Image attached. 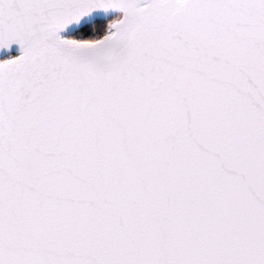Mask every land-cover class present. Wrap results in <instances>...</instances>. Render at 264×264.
I'll use <instances>...</instances> for the list:
<instances>
[{
	"label": "water",
	"instance_id": "obj_1",
	"mask_svg": "<svg viewBox=\"0 0 264 264\" xmlns=\"http://www.w3.org/2000/svg\"><path fill=\"white\" fill-rule=\"evenodd\" d=\"M134 1L0 0V264H264V0Z\"/></svg>",
	"mask_w": 264,
	"mask_h": 264
},
{
	"label": "bare ground",
	"instance_id": "obj_2",
	"mask_svg": "<svg viewBox=\"0 0 264 264\" xmlns=\"http://www.w3.org/2000/svg\"><path fill=\"white\" fill-rule=\"evenodd\" d=\"M182 1L183 0H152L148 3H145L143 2V0H135L124 13L126 15V20L124 21L122 30L116 35V37L115 35H112V31L108 32L107 34L108 39L102 45H107L111 49L118 48V46L124 42L127 34L131 32L133 28L132 20L134 18L135 20L140 18L142 15L141 12L146 11L151 6L157 7L150 10L149 14L152 15V17H166L169 13L176 10L178 6H181ZM121 21L122 18L119 22ZM117 24L118 22L111 25L109 27V30L111 29V27ZM55 35H58V33L50 32L47 34L40 35L39 37L34 39L30 44H28L27 46H25L23 49L20 50L16 61H23V60L24 62L27 61L28 58H30L33 55H36L39 52V46L42 42ZM59 35L64 37V35H62L61 33H59ZM0 66H4V64H1Z\"/></svg>",
	"mask_w": 264,
	"mask_h": 264
},
{
	"label": "trees",
	"instance_id": "obj_3",
	"mask_svg": "<svg viewBox=\"0 0 264 264\" xmlns=\"http://www.w3.org/2000/svg\"><path fill=\"white\" fill-rule=\"evenodd\" d=\"M108 23L101 18L94 19L90 25L80 27L74 34L73 39L80 41H95L105 35ZM109 32V31H108Z\"/></svg>",
	"mask_w": 264,
	"mask_h": 264
},
{
	"label": "flooded vegetation",
	"instance_id": "obj_4",
	"mask_svg": "<svg viewBox=\"0 0 264 264\" xmlns=\"http://www.w3.org/2000/svg\"><path fill=\"white\" fill-rule=\"evenodd\" d=\"M121 17V14L120 13H112V14H110V15H108L105 19H101V20H103V21H106L107 23H108V26L110 27L111 26V24L113 25V24H115V23H117V21H114L115 19H117L118 18V15ZM122 18V17H121ZM95 19H97V18H95ZM114 19V20H113ZM121 20V19H120ZM113 22V23H112ZM75 34V33H74ZM74 34L73 35H69V36H66L67 38H69V39H73V37H74ZM11 55H6V56H4L3 58H2V60H4V59H7V58H9Z\"/></svg>",
	"mask_w": 264,
	"mask_h": 264
},
{
	"label": "rangeland",
	"instance_id": "obj_5",
	"mask_svg": "<svg viewBox=\"0 0 264 264\" xmlns=\"http://www.w3.org/2000/svg\"><path fill=\"white\" fill-rule=\"evenodd\" d=\"M118 15V14H117ZM120 19H121V17L118 15V18L117 19H113L114 21H117V22H119L120 21ZM113 23V22H112ZM112 25V24H111ZM108 31H109V26H108V29H107V31H106V33H105V35L106 34H108Z\"/></svg>",
	"mask_w": 264,
	"mask_h": 264
}]
</instances>
